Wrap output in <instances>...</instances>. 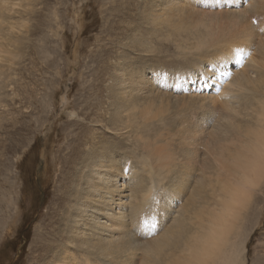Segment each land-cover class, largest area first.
Here are the masks:
<instances>
[{
  "label": "rangeland",
  "instance_id": "rangeland-1",
  "mask_svg": "<svg viewBox=\"0 0 264 264\" xmlns=\"http://www.w3.org/2000/svg\"><path fill=\"white\" fill-rule=\"evenodd\" d=\"M21 4L11 15L19 27L14 37H18L17 42L12 41L11 49H0V62L11 66L7 73L15 76L9 78L3 99L9 109L0 108V264H52L51 250L61 243L58 231L64 224L62 214L70 205L72 178L66 176L74 174L78 164L70 163L64 176L65 168L55 164V160L59 162L58 158H65L70 152L73 144L70 139L74 135L71 132H79L78 127H81V148L110 141L114 149L107 154L114 156V162L124 173L129 165L132 177L129 188L138 197L141 211L148 207L144 203L149 194L155 195L160 204H164L165 195H173L176 205L194 211L207 196H191L188 188H193L195 181L191 186L185 182L201 166L198 148L206 151V145L216 141L215 134L197 130L200 127L208 132L213 120L205 115L200 120L203 115L197 116L190 128L182 113L183 104L165 97L157 101L148 92L143 103L147 104L149 114L141 134L122 139L119 135L111 136L105 127L116 99L108 88L115 85L116 70L121 65L127 63L132 67L143 60L165 73L169 81L173 75L197 66H209L215 59L211 53L216 49L201 44L205 33L191 30L195 25L192 16L183 20L184 30L165 21L146 22L140 16L143 0H26ZM202 6L195 21L200 18L207 24L210 18L219 19L220 29L227 32L230 24L239 20L225 11ZM76 10L84 14L82 19ZM6 31L7 28L0 27V46L6 43L3 39L7 37ZM262 40L264 36L257 32L253 41L249 38L244 45L236 41L241 49H252L244 61L254 56L259 64H264V50L258 49ZM226 51L232 54L233 50ZM63 95L72 106L63 107ZM216 99L210 102L223 108L225 103ZM196 101L186 99L185 104H204ZM67 112L80 114L81 123ZM197 120L201 123L199 127ZM49 125L50 138L44 144V131ZM85 131H89L86 137ZM230 135L234 136V132L230 131ZM44 145L50 164L48 172L39 174L40 164L47 160L41 154ZM212 172L208 165L204 182L195 185L197 190L209 187L208 183L215 178ZM124 173L119 172L120 178H124ZM256 197L260 203L255 200L247 211H241L243 219L237 220L236 232L231 233L233 244L247 235L244 264H264V208L260 211L264 192ZM169 204L160 206L167 209ZM231 245L226 244V249ZM64 247L60 245V254ZM73 253L77 254L75 250ZM225 257L220 256L216 264H225ZM54 262L61 264L62 259Z\"/></svg>",
  "mask_w": 264,
  "mask_h": 264
},
{
  "label": "bare ground",
  "instance_id": "bare-ground-1",
  "mask_svg": "<svg viewBox=\"0 0 264 264\" xmlns=\"http://www.w3.org/2000/svg\"><path fill=\"white\" fill-rule=\"evenodd\" d=\"M24 1L0 0V27L7 28L6 33L9 34L4 33L6 43L0 49H11L12 43L17 42L18 37H14L19 27L11 15L23 6L21 2ZM150 1L143 0L141 18L149 24L165 21L186 30L182 22L192 16L190 18L195 25L191 30L205 33L201 44L216 49L211 53L215 59L209 66H197L191 71L173 75L169 81L165 73L155 70L143 60L137 59L140 63L132 67L127 63L119 64L115 85L108 88L116 99L105 127L111 136L119 135L122 139L126 135L141 134L149 114L147 104L143 103L148 92L154 94L157 101L165 97L183 104L182 113L187 117L190 128L197 116L203 115L200 120L204 115L213 120L214 124L208 132L200 130L201 123L197 120L198 132L215 134L216 141H210L206 151L198 148L201 166L185 182L191 186L195 181L193 188H188L191 196L204 194L207 197L194 211H185V205H176L173 195H165L164 204H160V200L156 203L158 199L155 195L149 194L144 203L148 207L141 211L137 205L138 197L129 188L132 178L129 165L124 173L114 162V156L107 154L114 149L110 141L81 148V127H78L79 132H71L74 135L70 139L73 143L70 152L65 158H58L59 162L57 158L55 160V164L60 163L65 168L62 172L64 176L70 163L78 164L75 173L66 176L72 178L68 191L70 205L62 214L64 224L58 231L61 243L51 250L52 264L59 259H62L61 264H159V260L160 264H216L220 256H226L223 258L225 264L245 263L243 250L247 235L240 243L235 241L233 244L231 233L233 230L236 232L237 220L243 219L241 211H247L255 200L260 203L256 196L264 192V64H259L254 56L244 61L252 49H241L236 41L238 45H244L249 38L253 41L257 32L264 36V0ZM202 5L225 11L229 17L233 15L239 20L233 21L227 32L220 29V20L210 18L211 15L207 24L200 18L195 21L202 13ZM256 10H262V13H256ZM76 11L78 18L82 19L84 14ZM226 49L233 50L230 53L232 56ZM258 49L264 50V40L259 42ZM262 59L264 61V57ZM11 68L7 67V63L0 62L2 109H9L3 99L9 78L15 77L7 73ZM161 85L167 92L162 91ZM168 92L182 94L171 95ZM190 98L197 100L195 103L202 101L204 104H185ZM216 98L225 103L223 108L210 102ZM61 99L64 108L72 106L66 95ZM69 116L76 117L81 123L80 114L70 112ZM50 126L44 131V144L50 138ZM230 131L234 132V136L230 135ZM85 133L86 137L89 131ZM108 139H112L111 142L114 140L112 137ZM44 146L41 154L47 162L43 159L45 163L40 164L39 174L48 172L50 164L47 147ZM208 165L215 178L208 183L207 189L197 190L196 186L204 182ZM119 172L124 173V178H120ZM169 202L167 209L160 206ZM230 243L232 245L226 249L225 245ZM62 244L65 247L60 254ZM69 247L72 250L69 251ZM62 254L66 256L62 257Z\"/></svg>",
  "mask_w": 264,
  "mask_h": 264
},
{
  "label": "snow or ice",
  "instance_id": "snow-or-ice-1",
  "mask_svg": "<svg viewBox=\"0 0 264 264\" xmlns=\"http://www.w3.org/2000/svg\"><path fill=\"white\" fill-rule=\"evenodd\" d=\"M262 31H264V29H262ZM237 52L240 51V49H236ZM155 199V198H154ZM156 203H159V200H156ZM145 224H147V221H144Z\"/></svg>",
  "mask_w": 264,
  "mask_h": 264
}]
</instances>
